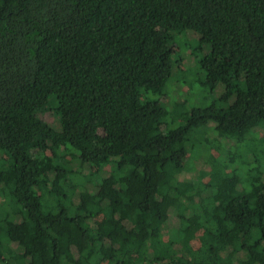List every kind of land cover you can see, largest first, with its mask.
<instances>
[{
  "label": "trees",
  "instance_id": "trees-1",
  "mask_svg": "<svg viewBox=\"0 0 264 264\" xmlns=\"http://www.w3.org/2000/svg\"><path fill=\"white\" fill-rule=\"evenodd\" d=\"M187 34L220 93L168 121ZM263 125L264 0H0V264H264V155L210 154Z\"/></svg>",
  "mask_w": 264,
  "mask_h": 264
},
{
  "label": "rangeland",
  "instance_id": "rangeland-1",
  "mask_svg": "<svg viewBox=\"0 0 264 264\" xmlns=\"http://www.w3.org/2000/svg\"><path fill=\"white\" fill-rule=\"evenodd\" d=\"M188 37V38H187ZM187 37L184 36L182 42H180L177 45V51L174 56V70L173 74L171 76V79L167 83V86L165 88L166 93L165 96H167L166 101H163L164 106L168 109L169 114L167 116L168 121H172V118L174 117V114L177 115V113L174 110V105L176 102L184 103L185 109H191L193 106L203 105L205 102L204 99H206V103L208 101H212L217 97L216 94L220 93L219 88H212L211 86L204 85L205 81V72L203 69L200 68L199 61L209 52L203 49H195L198 47V37L196 40V36H192L190 34H187ZM190 38V39H189ZM184 59L185 61L182 62L180 59ZM178 61V62H177ZM190 83V86L187 85ZM186 84V85H185ZM177 105V104H176ZM207 105V104H205ZM204 106V105H203ZM41 117L46 119L49 123H52L54 127L59 128V122L58 117H56L54 114H46L41 113ZM180 124V119L177 118L176 122L174 123V126ZM256 135L258 138L256 141L250 140L249 142L245 143L242 147H238L236 143H234L233 140H226L221 139L219 142H221V151L219 152L216 148L210 149V154L219 156L223 160H229L228 151L229 149H232V151L236 152V156L241 157V161H239L238 164H241V166L250 165L254 162V158L257 156H263L264 155V125L256 128ZM204 157H201L197 160H193L191 165V169L184 171L183 173H180V176L185 179L190 178H196L199 179L202 183L204 181H207V177L205 178L206 174L204 170L207 169L209 164L206 163L207 161L205 158L208 157V153L203 151ZM206 155V156H205ZM235 157V156H234ZM234 159V158H233ZM237 159V157L235 158ZM76 161V160H75ZM235 161V160H233ZM78 166V162L71 163L70 167L73 170H76ZM89 165H85L83 168H87ZM94 170H98L97 166H94ZM102 171V174L108 171V166L103 167L102 169H99ZM202 170V171H201ZM202 176V177H201ZM0 202H2V198L0 197ZM176 225L175 219L172 216L169 222L166 224L164 229V236L165 238L168 237V232L172 228H174ZM14 245V244H13ZM200 245V242H199Z\"/></svg>",
  "mask_w": 264,
  "mask_h": 264
}]
</instances>
